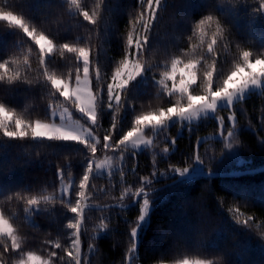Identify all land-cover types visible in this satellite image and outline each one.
I'll return each mask as SVG.
<instances>
[{
    "label": "trees",
    "instance_id": "16d2710c",
    "mask_svg": "<svg viewBox=\"0 0 264 264\" xmlns=\"http://www.w3.org/2000/svg\"><path fill=\"white\" fill-rule=\"evenodd\" d=\"M81 2L90 11H101L97 28L84 21L67 0H0V8L22 15L30 26L53 38L55 47L47 59L50 71L64 75L73 66L72 54L62 49L63 43L87 46L91 39L94 55L99 48L97 61L102 74L110 75L124 58L128 35H143L140 23H132L133 17L141 11L138 0H104L100 8H97L100 0ZM257 9L259 0H163L151 32L149 51L142 59L159 64L155 74L156 78L160 77L170 70L172 59L179 56L187 62L205 51L215 32V21L219 20L218 38L221 42L231 41L230 45L225 43L222 52V71L226 75L241 51L250 50L254 55L264 53V10ZM209 14L213 15L214 22L201 37L195 24ZM25 58L32 68L24 78L32 84L0 82V103L25 119L51 122L52 109L66 104L64 97L55 93L41 76L38 46L31 43L22 30L0 21V61H15L13 68L24 76ZM222 81L223 75L215 81L216 86H221ZM201 83L198 76L197 84ZM127 91L129 103L135 105L125 104L122 111L106 109L101 101L95 129L101 142L113 123L117 125L116 139L119 140L131 129L136 115L171 106L169 99L173 103L185 102L179 94L169 98L148 72L145 78L131 82ZM202 93V87L193 91V94ZM234 105V110L220 108L215 116L184 126L181 135L177 134L179 124L163 129L155 136L152 146L140 151L126 148L119 153L104 149L102 143L98 146L95 155H110L113 161L93 173L91 189L83 201L85 206H128L134 202L140 187L138 179L150 177L154 171L158 173L149 189L152 208L149 221L141 230L133 264H175L181 259H212L215 264H264V172L240 177H197L171 185L179 177L171 168L194 165L197 141H203L199 155L204 165L195 164L187 173H232L264 168V144L260 143L264 140V90L252 92ZM73 109L78 114L76 117L80 116L87 124L77 109ZM232 113L236 116L234 125L229 120ZM221 119L225 137L227 130L234 132L233 137L216 138ZM170 137L176 138L175 146L171 145ZM228 140L242 146L226 150L224 145ZM95 155L75 141L10 139L0 133V210L16 230L24 249L21 254L9 253L4 258L5 264L26 260L28 251L43 261H55L50 252H61L54 247L56 243L65 250L70 248V230L66 224L74 214L60 201V188L62 181H72V186L73 183L78 186L86 171L88 156L92 159ZM58 168L64 169L60 180H57ZM16 192L25 196H46L48 200L42 201L41 210L25 212L26 205L7 199ZM72 199L74 203L79 196L73 194ZM141 206L142 200H139L128 209L86 211L81 234L84 264H128L129 233L136 226ZM236 208L242 213L239 219L255 218L250 228L235 221L229 209ZM100 217L110 218L105 219L108 229L103 232L98 228ZM10 243V238L0 236V248Z\"/></svg>",
    "mask_w": 264,
    "mask_h": 264
},
{
    "label": "snow or ice",
    "instance_id": "6c2138e0",
    "mask_svg": "<svg viewBox=\"0 0 264 264\" xmlns=\"http://www.w3.org/2000/svg\"><path fill=\"white\" fill-rule=\"evenodd\" d=\"M68 3L69 6H74L78 10L79 16L89 25L93 26L94 29L99 26L102 15L101 11L88 10L81 0H68ZM103 3L104 0H100L97 8H100ZM162 5L163 0H138V6L141 8V11L133 17L132 23L133 25L137 22L140 23L143 35L142 37L139 33L136 35L130 33L128 35L124 58L119 61L115 67V71L111 72L110 75L107 72L102 74L101 66L97 61L99 48L97 47L95 49L96 54L94 55L91 39H89L87 46L63 43L61 45L62 49L72 54L73 66L64 75L50 71L47 66V59L52 56L55 47L53 38H50L43 30L35 26H30L29 22L22 15H18L11 10L0 8V21L7 22L9 26L22 30L31 43L38 46V66L44 80L50 84L55 93L70 101L72 106L83 113L92 124H97L101 101H103L102 106L111 111H114L116 108L122 111L125 104L134 106V103H129L128 101V87L133 80L146 72L158 84L164 85L163 91L167 92L169 98L179 94L180 98L185 101L183 104L180 100H176L173 103L169 99L168 104L171 106H164L157 111H148L136 115L131 129L119 140L116 139L117 125L113 123L110 132L102 137V142L93 136V131L96 128L79 129L58 126L55 123L46 122L41 119L28 120L14 109H9L3 103H0V133L10 139L41 138L75 141L85 145L92 155L97 153L98 146L101 143L102 147L106 150L113 149L116 152L123 153L128 144H132L133 146H139L142 143L151 144V140H141V136L146 134V129L154 130L159 126H166L168 121L172 120L173 117H179L182 120H191L205 110H211L217 113L220 110L218 109V101L221 100L227 102L226 108L234 110L235 105L233 102L238 94H240L239 99L242 101L245 90L249 89L250 86L259 87L261 82L264 81V53L254 55L250 50L241 51L231 71L224 75L222 71V64L224 63L222 60V52L225 43L230 45L231 41L221 42L218 38L221 33L219 20L215 21V32L212 35L211 41L207 43L205 51L201 52L197 57L188 59L187 62L179 58V56L172 59L170 71H164V79L157 81L155 69L159 68V64L153 65L142 58L149 51L148 46L151 39V32ZM262 10H264V0H259V9L257 11ZM213 22V15H205L195 24V30H198L199 35L203 37L206 34L205 30L210 28ZM209 61L211 62L209 63ZM14 63L15 61H0V82L6 81L11 83L14 81H24L32 84L31 80L24 78L32 68L29 59L25 58L23 61L25 65L24 76L13 68ZM221 75H223V81L221 86L217 87L215 81ZM198 76L202 82L201 84H197ZM177 80L179 83H177ZM165 81H169L170 85L165 83ZM197 87L203 88L202 94H193L194 89ZM229 120L233 124L235 123L234 117H229ZM218 126L220 127L219 135L222 138L228 139L233 137L234 132L232 130H227V136L225 137V126L222 119ZM170 143L172 146H175L176 138H172ZM202 143L203 141H197L195 146L194 165H204V161L199 155V147ZM260 143L264 144V140H261ZM241 146L239 142L233 144L231 140H228L224 145L226 150H233ZM164 151L167 152L168 149L165 148ZM88 161L86 171L82 174L78 186L73 183L72 188L67 190V198L63 190L59 197L64 207L74 214L71 222L66 224V228L70 230V248L65 250L61 244L56 243L54 247L61 249V252H50V257L56 258V260L47 262L41 260L39 256L34 255L33 252L28 251L27 259H21L19 264H84L81 234L86 221V207L83 201L87 199V192L91 189L90 178L93 177V162L90 156H88ZM96 167L99 168L100 166L97 165ZM191 168H171L170 171L184 175ZM157 175L158 173L154 171L150 177L144 176L138 179L140 187L137 189L133 201L137 199L142 200V206L140 207L139 219L136 222V226L132 227L129 233L131 247L128 251L130 254L135 253L137 227L147 215L150 205L149 189ZM63 176L64 169L58 168L57 180L62 179ZM73 194L79 196V199L75 200L74 203L72 199ZM126 195L131 194L126 192ZM123 198L122 196L121 199ZM7 199L10 201L19 200L27 206L24 208V211L28 212L29 210H41L39 206L42 201L48 200V197H39L36 195L25 196L23 193L16 192L7 196ZM109 207H115V205ZM89 208H95V206H89ZM97 210L104 211L105 209L101 208ZM229 211L233 212L237 223L247 228H250L255 223L253 216H248L243 220L239 219L242 215L239 208H236L234 211L229 209ZM105 219L110 218L100 217L98 228L101 232L108 229V224L104 222ZM0 236L11 239L10 244L4 248H0V264H5L4 258L9 253L21 254L24 252L18 240L16 230L10 221L6 219L3 210H0ZM134 260L135 256L129 255L128 264H133ZM176 264H214V261L212 259H181Z\"/></svg>",
    "mask_w": 264,
    "mask_h": 264
},
{
    "label": "rangeland",
    "instance_id": "374dc122",
    "mask_svg": "<svg viewBox=\"0 0 264 264\" xmlns=\"http://www.w3.org/2000/svg\"><path fill=\"white\" fill-rule=\"evenodd\" d=\"M145 77H146V73L138 76L133 81H136L138 79L145 78ZM161 79H164L163 74L160 77L156 78L157 81H159ZM155 83L158 84L156 81H155ZM165 83L170 85L169 81H165ZM177 83H179L178 80H177ZM158 85L163 90L164 85H162V84H158ZM263 90H264V81L261 82L259 87L250 86L249 89L245 90V92L243 93V99L246 98L252 92L261 93ZM164 92H166V91H164ZM239 95L240 94H238L237 98L234 100L233 103H235V102L240 100L239 99ZM65 102H66V104L59 105V106L54 107L52 109V121H51V123H55L58 126L75 127V128H79V129H84V128L95 129L97 127L98 118H97V124H92V122L89 121L88 118L77 109L78 113H80V115L83 116L87 120L88 123L85 124L84 122H82L80 116L76 117L78 114L75 113V110L73 109L72 104L66 99H65ZM226 107H227V102L226 101H224V100L218 101V109L226 108ZM66 109H67V111H65ZM215 115H216V113L212 112L211 110H205V111L201 112L196 118L191 119V120H189V119H183L182 120L179 117H173L172 120L168 121L166 126H159L156 129H154V130L153 129H146V134L141 136V140H144V141L151 140L152 141L151 144L142 143L139 146H133L132 144H128L127 148H131L133 150L140 151V150H142V149H144L146 147L152 146L153 143H154V139H155V136L157 135V133L160 132L161 130L165 129V128H169L170 129L174 125L179 124V127L177 128V134L181 135L183 133V127L184 126H187L189 124L197 123L203 117L215 116ZM230 117H234V120L236 122V116L233 113L230 115ZM231 124L234 125L235 123L233 124L231 122ZM82 134H83V132H82ZM93 136L101 140L100 135L97 133L96 130L93 131ZM219 137H221V136L219 135L216 138H219ZM172 138H174V137H170V140ZM36 139H41V138H36ZM111 157L112 156H110V155H104V156H101V157H98L97 155L93 156V158L91 159L92 162H93V173L101 171L104 166H109L110 165V161L111 162L113 161V159ZM97 165H99L100 167L97 168L96 167ZM71 188H72V181H70V182L62 181V185H61V188H60V194H61V191L63 190V191H65V195L67 196V190H69ZM151 208H152V206L149 205L148 212H147V215L145 216V219L142 222H140L139 226L137 227V233H136V238H135L136 239L135 253L137 252V248H138V245H139L141 230L149 221V213H150ZM29 217H31V216L29 215ZM3 237H5V236H3ZM131 255H133V254H131ZM36 256H38V255H36ZM164 264H167V263H164Z\"/></svg>",
    "mask_w": 264,
    "mask_h": 264
},
{
    "label": "water",
    "instance_id": "95a60500",
    "mask_svg": "<svg viewBox=\"0 0 264 264\" xmlns=\"http://www.w3.org/2000/svg\"><path fill=\"white\" fill-rule=\"evenodd\" d=\"M260 172H264V168H260V169H256V170H251V171H239V172H232V173H209V172H189V173H185L184 175H179L178 179L173 181L171 183V185L178 183L180 181L186 180V179H190V178H197V177H240V176H245L248 174H256V173H260ZM152 193V192H150ZM139 199H137L136 201H134L132 204L128 205V206H120L117 204H112L115 205V207H109L112 205H100V206H95V208H89V206H85L86 207V211L93 209V210H97V209H108V208H121V209H128L130 207L135 206L138 203ZM83 255V252H82Z\"/></svg>",
    "mask_w": 264,
    "mask_h": 264
}]
</instances>
